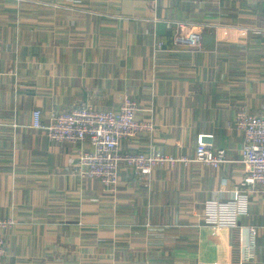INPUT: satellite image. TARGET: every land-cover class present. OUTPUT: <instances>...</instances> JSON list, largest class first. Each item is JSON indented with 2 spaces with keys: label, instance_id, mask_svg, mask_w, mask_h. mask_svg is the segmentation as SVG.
I'll list each match as a JSON object with an SVG mask.
<instances>
[{
  "label": "crops",
  "instance_id": "crops-1",
  "mask_svg": "<svg viewBox=\"0 0 264 264\" xmlns=\"http://www.w3.org/2000/svg\"><path fill=\"white\" fill-rule=\"evenodd\" d=\"M177 21L210 25L202 50L175 43ZM126 97L156 129L122 153L195 157L210 136L229 162L157 167L149 187L124 164L111 195L74 175L81 145L31 127L37 109L117 110ZM240 109L264 115V0H0V219L17 223L0 229V264H246L252 225L250 264H264V191L237 228L205 224L248 170Z\"/></svg>",
  "mask_w": 264,
  "mask_h": 264
},
{
  "label": "built area",
  "instance_id": "built-area-1",
  "mask_svg": "<svg viewBox=\"0 0 264 264\" xmlns=\"http://www.w3.org/2000/svg\"><path fill=\"white\" fill-rule=\"evenodd\" d=\"M167 25L174 29L177 45L203 49V34L210 25L185 21ZM137 111V102L129 97L117 110L100 111L89 103H83L70 111L55 113L49 119H44L42 111L37 109L33 112L31 127L45 131L52 141L81 145L74 175L81 181L99 180L103 189L111 195H116L119 189L120 171L124 164L145 176V186L149 187L151 175L157 167L176 168L200 163L220 168L229 162L227 151L214 147L210 136L201 137L195 157L169 155L155 146L149 151L122 153V141H131L141 133L152 135L156 129L154 119H140ZM234 127L244 139L240 161L248 170L230 201L208 203L205 215L208 226L237 228L239 218L249 214L251 196L264 191V115L240 109L235 115ZM16 224L14 219H0V229H11ZM259 230L255 225L249 227V240L243 247V262L246 264L257 259ZM6 254V241L0 234V258Z\"/></svg>",
  "mask_w": 264,
  "mask_h": 264
}]
</instances>
